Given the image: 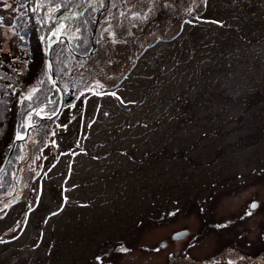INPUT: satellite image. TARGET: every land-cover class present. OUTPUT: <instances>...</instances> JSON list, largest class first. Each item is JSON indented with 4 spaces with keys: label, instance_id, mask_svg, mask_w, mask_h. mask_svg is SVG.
I'll return each mask as SVG.
<instances>
[{
    "label": "rangeland",
    "instance_id": "1",
    "mask_svg": "<svg viewBox=\"0 0 264 264\" xmlns=\"http://www.w3.org/2000/svg\"><path fill=\"white\" fill-rule=\"evenodd\" d=\"M198 2L172 39L100 50L93 101L18 144L8 169L24 185L0 199V264H264V0ZM16 3L0 0V19ZM37 7L40 30L57 12ZM106 72L117 79L102 86Z\"/></svg>",
    "mask_w": 264,
    "mask_h": 264
},
{
    "label": "flooded vegetation",
    "instance_id": "2",
    "mask_svg": "<svg viewBox=\"0 0 264 264\" xmlns=\"http://www.w3.org/2000/svg\"><path fill=\"white\" fill-rule=\"evenodd\" d=\"M89 1L72 0L74 10L57 12L54 20L51 18L47 20L45 15L38 20L40 31L42 35L45 34L40 36L41 47L52 45L49 49L51 53L58 52L59 59L66 56L67 52L69 56L80 59L78 62H69L66 70L69 71V68L76 66L78 71L77 66H79L85 71L84 77L92 75L93 59L100 50L113 54L143 53L147 48L142 50L137 48L139 39L171 38L176 25L191 18V9L186 7L190 0H187L183 6L181 5L183 0H175L176 4L175 1L170 0H93L91 6L80 17L74 19L75 12ZM192 1L195 7L199 5L198 0ZM34 3L38 5V0ZM86 30L88 45H85L83 36ZM51 69L58 87L62 88L61 75H58L53 66ZM111 74L112 72H106V77L102 81L98 80V83L110 80ZM93 86L91 82L86 97L82 94V98H75L73 101H93ZM56 95L59 97L58 88L52 90L50 87L47 100L56 102ZM63 100L65 101L64 90ZM40 113L45 115L49 112L43 111L42 108ZM35 125L38 124H32Z\"/></svg>",
    "mask_w": 264,
    "mask_h": 264
},
{
    "label": "trees",
    "instance_id": "3",
    "mask_svg": "<svg viewBox=\"0 0 264 264\" xmlns=\"http://www.w3.org/2000/svg\"><path fill=\"white\" fill-rule=\"evenodd\" d=\"M34 1L17 0L15 11L12 10L11 15L6 12L5 16L1 17V19L5 17L8 22L11 21L10 29L12 30V37L19 44L17 48H12L14 45L11 46L12 52L5 51L0 47V164L4 161L3 159H5L4 157L8 153L5 154L4 151L8 149L12 136L23 133V120L25 115L34 108H38V105L47 102V96L50 92V87L44 74L42 47L40 46L41 44L38 45L41 35L37 26V17L34 15ZM71 1L38 0V15L40 17L41 14H46L47 18H49L55 12L74 10ZM1 19L0 27L5 25V22ZM24 29L27 30V33L23 32ZM52 56L54 70L58 75H61L63 80L62 88L65 92L63 107L70 103H77L73 100L75 98H82L83 92L89 88L91 82L93 84L96 83L93 78V73L92 75L84 77L83 73L85 71H82L79 66H77L78 71H76V66L69 68V71H67L69 62H78L80 60L69 56L68 52L61 59H59L58 52L52 53ZM36 60L39 62H37L36 70L32 72L30 66ZM27 65H29V68H27ZM56 67L63 68L58 69ZM27 92L28 96H31V99H25ZM56 98L58 101V95H56ZM47 107L51 106L49 105ZM43 111L53 112L49 108H43ZM34 123L38 124L37 131L39 130V137H42V131L47 130L50 122H38V120H34ZM3 133L6 134V137L3 136ZM18 149L19 145L16 147L12 157L13 159ZM11 161L12 159L0 179L2 181L0 199H4V201H9L15 195L17 183L20 187L24 185L20 179L18 170L11 173L10 169H8ZM20 165L19 163L18 166ZM183 258H185V255L177 257L176 261H182Z\"/></svg>",
    "mask_w": 264,
    "mask_h": 264
},
{
    "label": "water",
    "instance_id": "4",
    "mask_svg": "<svg viewBox=\"0 0 264 264\" xmlns=\"http://www.w3.org/2000/svg\"><path fill=\"white\" fill-rule=\"evenodd\" d=\"M87 6H88V4L85 5V6H83L79 11H77V12L75 13V15H78L81 11L85 10V9L87 8ZM45 49H46V50H44V52H43V54H44L45 74H46V77H47L48 80H49V84H50L51 86H56V87L58 88V91H59V94H60V101H59L58 107L53 111V113H52L51 115L47 116L46 118H45V117H42V118H41L42 120H43V119H53V118H55V117L60 113V111H61V109H62V105H63V98H62V92H61V89L58 87L57 83L55 82L54 77H53V78H50V74H49V71H48V67H49L50 62H51V61H50V56H49V49H48V48H45ZM46 104H47V103H43V104H42L41 106H39V107H42V106H44V105H46ZM39 107H38L37 109H39ZM31 113H33V112H30L29 114H27V115L25 116V123H26V121H27L28 115H30ZM28 132H29V127L25 124V133H24L23 137H21V138H19V139H17V136L15 137V139H14V143H13L11 149H10L11 151L13 150L14 145H15V143H16L17 141H23V140H26L27 135H28ZM10 150H9V151H10ZM10 158H11V157H10ZM10 158H9V156L6 155L4 161L2 162V164H1V166H0V176H1V174L3 173V171L5 170V168H6L7 164H8V162H9ZM253 204L256 205V202H253V203L251 204V207H252ZM252 208H253V207H252ZM187 233H188L187 230H181V231L175 232V233L172 235V238H174V239H179V238L184 237Z\"/></svg>",
    "mask_w": 264,
    "mask_h": 264
},
{
    "label": "bare ground",
    "instance_id": "5",
    "mask_svg": "<svg viewBox=\"0 0 264 264\" xmlns=\"http://www.w3.org/2000/svg\"><path fill=\"white\" fill-rule=\"evenodd\" d=\"M92 3H93V0H92V1L90 0L89 2H87V3H86V5L88 4L87 8H86L85 10L81 11L78 15H75L74 19L80 17V15H82V14H83V13H84V12L90 7V6H91ZM36 4H37V3H36ZM36 4H35V7L37 6ZM79 10H80V9H79ZM79 10H78V11H79ZM76 12H77V11H76ZM76 12H75V13H76ZM51 46H52V45L46 46V48L49 49ZM43 49H44V47L42 48V50H43ZM40 111H41V107H39V109L36 108V109H33V110L30 111V112H33V113H31L30 115H28V118H27L26 123H25V118H24V122H23V133H21V134H17V135H15V137H16V136H19L20 138L23 137V135H24V133H25V124L29 127V132H28L27 138H28V136H29V134H30L32 128H33V127H36V128L38 127V125H35V126H32V127L28 125V120H29L30 118H32V117H35V118L38 120V122H43V121H44V122H48L49 120H53V119H43V120L41 119L42 117H45V118H46L47 116L51 115L53 112L44 115V114L40 113ZM30 112H29V113H30ZM29 113H27V114H29ZM27 114H26V115H27ZM15 137L13 138V141H12L11 147H12V145H13V143H14V139H15ZM27 138H26V139H27ZM23 141H25V140H23ZM23 141H17V142L15 143L14 148H13L12 151L10 150L11 147L9 148L10 151H8V153H7V156H9V158H10V157H13V154H14V152H15V150H16L17 145H18L20 142H23Z\"/></svg>",
    "mask_w": 264,
    "mask_h": 264
},
{
    "label": "snow or ice",
    "instance_id": "6",
    "mask_svg": "<svg viewBox=\"0 0 264 264\" xmlns=\"http://www.w3.org/2000/svg\"><path fill=\"white\" fill-rule=\"evenodd\" d=\"M35 91V90H34ZM112 95H115V93H112ZM118 98V97H117ZM25 99H31V96H27V97H25ZM20 137L19 136H17V139H19ZM252 207L253 208H255L256 207V205L255 204H253L252 205ZM249 215H251V213H249ZM121 251H125L124 249H121ZM98 259V261L100 262V264H102V261L100 260V258H97ZM228 264H232V262L231 261H229L228 262Z\"/></svg>",
    "mask_w": 264,
    "mask_h": 264
}]
</instances>
